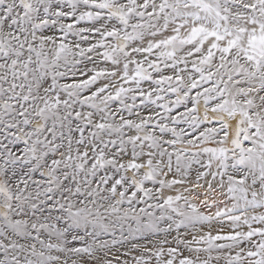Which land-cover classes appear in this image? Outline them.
Returning a JSON list of instances; mask_svg holds the SVG:
<instances>
[{"label": "snow or ice", "instance_id": "1", "mask_svg": "<svg viewBox=\"0 0 264 264\" xmlns=\"http://www.w3.org/2000/svg\"><path fill=\"white\" fill-rule=\"evenodd\" d=\"M0 264H264V0H0Z\"/></svg>", "mask_w": 264, "mask_h": 264}]
</instances>
